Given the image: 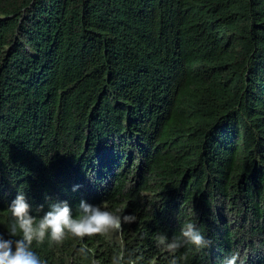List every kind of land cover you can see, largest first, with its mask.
Returning <instances> with one entry per match:
<instances>
[{"label": "trees", "instance_id": "trees-1", "mask_svg": "<svg viewBox=\"0 0 264 264\" xmlns=\"http://www.w3.org/2000/svg\"><path fill=\"white\" fill-rule=\"evenodd\" d=\"M20 191L37 219L82 200L137 217L34 243L46 264H112L122 246L170 264L156 238L191 220L212 246L178 264H264V0H0L5 239Z\"/></svg>", "mask_w": 264, "mask_h": 264}, {"label": "clouds", "instance_id": "clouds-1", "mask_svg": "<svg viewBox=\"0 0 264 264\" xmlns=\"http://www.w3.org/2000/svg\"><path fill=\"white\" fill-rule=\"evenodd\" d=\"M126 207V206H125ZM43 209V205L39 207ZM12 222L8 228L10 238L5 239L0 233V264H46L33 250V244H43L47 239L50 244L62 245L69 237L83 240L85 237H110L123 231L125 224L137 221L134 214H124L125 208H118L114 212L81 201L78 206L79 215L74 216L67 201L53 202L48 210L37 219L31 214V205L27 202L23 191L9 205ZM185 245H192L197 251L210 249L212 240L198 229L197 221L186 222L179 237L169 239L166 234L156 238V246L172 256L170 264L187 261V256L176 257V253ZM82 257L89 255V249H78ZM243 264L239 252L226 258L224 264ZM96 264V261H93ZM112 264H138L133 259V253L126 246L112 257Z\"/></svg>", "mask_w": 264, "mask_h": 264}, {"label": "water", "instance_id": "water-1", "mask_svg": "<svg viewBox=\"0 0 264 264\" xmlns=\"http://www.w3.org/2000/svg\"><path fill=\"white\" fill-rule=\"evenodd\" d=\"M119 234H121V233H119Z\"/></svg>", "mask_w": 264, "mask_h": 264}]
</instances>
